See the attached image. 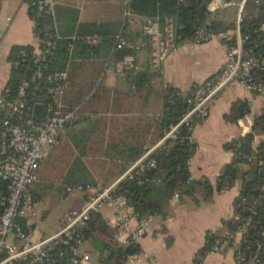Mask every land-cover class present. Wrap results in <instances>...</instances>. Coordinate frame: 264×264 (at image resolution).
Instances as JSON below:
<instances>
[{"label": "trees", "instance_id": "16d2710c", "mask_svg": "<svg viewBox=\"0 0 264 264\" xmlns=\"http://www.w3.org/2000/svg\"><path fill=\"white\" fill-rule=\"evenodd\" d=\"M34 1L37 0L27 1L28 14L40 28V21L34 19L32 12L31 3ZM210 1L130 0L126 8L134 15L157 18L161 22L171 18L178 40L184 41L202 28L216 33L233 29L232 24L212 20V15L207 11ZM262 2L257 15L242 19L240 28L242 33L250 36L246 47L254 51L264 68V0ZM90 8H95L98 12L96 17L101 18L92 20L77 8L54 6L61 39L50 60V69L53 72L69 69L63 102L68 109L77 108L83 119L68 125L55 154L50 152L45 156L40 166L39 180L31 191V196L37 202L46 194L43 191L48 186L55 188L52 190H56L58 199L63 200L67 196V188H85L99 181L104 184L116 181L162 138L170 125L180 120L186 110L184 97L189 94L173 87L163 91L159 110L144 111L145 105L135 108L134 99L143 95L149 82V75L144 71H137L134 79H131L135 84L132 94L97 83L108 59L120 60L130 51L114 50L118 36L126 40L127 26L123 25L121 19V7L110 4L85 7L86 13L90 12ZM94 35L101 39L97 48H88L81 41L71 40L74 36ZM20 50L31 51L32 48H14L11 62ZM18 74L12 71V79L7 85L13 92ZM258 78L264 80V71L258 73ZM249 113L246 101H236L225 119L236 122ZM256 137L262 138L257 145ZM194 149L193 143L168 144L155 156L156 168L148 174L155 183L141 186L135 180L125 179L118 184L116 194L123 196L142 216L161 215L176 195L192 196L199 190L204 200L210 201L213 194L228 191L239 181L240 191L232 203L233 217L224 222V234H235L245 227L246 232L235 246L236 264H264V109L254 119L248 134L225 145V149L232 154V160L224 167L214 185L207 179L190 181L188 162ZM224 234L207 233L194 262L202 263L217 241L232 244ZM85 236L100 255L106 254L102 261L104 264H123L127 257L139 253L138 247L116 243L100 214L91 216Z\"/></svg>", "mask_w": 264, "mask_h": 264}, {"label": "built area", "instance_id": "2783aa9c", "mask_svg": "<svg viewBox=\"0 0 264 264\" xmlns=\"http://www.w3.org/2000/svg\"><path fill=\"white\" fill-rule=\"evenodd\" d=\"M248 2L256 7L263 4L262 0H242L232 30L216 33L202 28L184 41L178 40L171 18L161 22L157 18L137 16L127 10L128 2L124 4L123 25L139 23L143 40L134 43L118 36L114 50L127 49L130 53L120 60L108 59L100 81L113 76L127 91L134 92L135 84L131 79L138 71L134 52L141 47L148 48L149 67L156 74H161L169 57L183 52L186 47L211 41L228 44L224 65L184 97L186 110L180 120L170 125L162 138L112 185L96 183L85 188H67L68 193L83 196L80 207L68 211L59 231L37 240L31 238L25 226L35 216L31 191L39 180L43 148L58 146L67 126L81 121L83 116L77 108L68 109L63 102L67 69L62 72L50 69V60L61 39L54 6L46 0L31 3L34 19L40 21V28L33 21L39 47L15 53L11 68L19 73L16 90L13 92L6 87L0 95V264H90L89 255L81 251L86 239L85 229L91 216L105 209L115 213L112 224L119 245L139 248V253L127 257L123 264H154L139 246L155 215L137 213L123 196L116 194L117 186L125 179L135 180L141 186L155 183L148 176L156 168L155 156L168 144H192L195 130L209 117L212 103L226 90L241 88L264 100V80L258 78L264 68L254 51L246 47L250 36L240 28L241 12ZM230 5L225 0H211L207 11L214 15ZM71 40L81 41L88 48L101 44L96 35L74 36ZM37 107H42L40 113L36 112ZM132 222H135L133 229ZM245 232L243 227L235 234L226 232L225 237L234 243L235 237L241 239ZM219 243L216 242L212 252L218 251Z\"/></svg>", "mask_w": 264, "mask_h": 264}, {"label": "crops", "instance_id": "0c3cea01", "mask_svg": "<svg viewBox=\"0 0 264 264\" xmlns=\"http://www.w3.org/2000/svg\"><path fill=\"white\" fill-rule=\"evenodd\" d=\"M27 1L0 0V95L12 79L10 60L12 50L17 47L32 49H38L39 47V42L34 36V23L28 14ZM46 1L53 6L65 5L77 8L80 13L89 16L88 18L92 20L101 17H96L98 12L95 8H90V12L86 13L85 7L110 4L121 7V19L123 20L124 4L130 0ZM241 1L238 3L230 2L229 7L235 9L232 17L224 15L227 7L223 11L212 15V20L234 25ZM254 7L259 8L255 5ZM256 15L257 13L241 18L247 20ZM262 29H264V26ZM125 38L129 42H141L143 37L141 36L140 24L134 23L127 26ZM227 48L228 44L220 41L186 47L183 52L169 57L164 62L161 74L151 71L147 47L136 50L134 54L138 72H146L149 75V82L143 95L134 99V107L141 106L142 108L145 105L144 111L147 112L159 110L162 105L160 96L167 87H173L182 93L190 94L196 85L204 82L222 69ZM141 51L145 52L144 58L139 56ZM100 78L97 83L106 88L117 89L128 94L134 93L127 91L113 76L103 78L102 81H100ZM236 101H246L249 104L250 113L236 122L228 121L225 117L230 115L232 105ZM263 109L264 100L241 88L226 90L219 96L211 105L209 117L197 127L193 134L195 149L188 163L190 181L207 179L214 185L224 167L232 160V154L225 149V145L248 134L254 119L261 114ZM261 139V137H256L255 144L257 145ZM239 191L240 182L238 181L230 190L213 194L210 201H205L199 190L192 196L182 195L178 197L176 195L169 202L163 214L154 216L153 222L147 227L145 236L139 246L140 251L148 255L154 264H196L194 258L196 253L203 247L206 234H224L223 224L233 217L232 203L238 196ZM82 197L81 195L80 202L78 200L73 201L71 209L80 207ZM99 214L105 226L112 231L113 239L118 243L112 224L115 213L112 210L105 209ZM130 226L133 229L135 222H132ZM35 227L34 219L28 226H25L31 238L37 240L45 237L34 232ZM54 232L56 233V231ZM239 241V236L235 237V242L232 244H229L228 241H221L218 244V251L209 253L200 264H236L235 246L239 244ZM92 250L97 252L93 248L91 240L85 239L81 251L89 255L90 264L92 260L90 252ZM105 257L106 254H99L101 262Z\"/></svg>", "mask_w": 264, "mask_h": 264}, {"label": "rangeland", "instance_id": "374dc122", "mask_svg": "<svg viewBox=\"0 0 264 264\" xmlns=\"http://www.w3.org/2000/svg\"><path fill=\"white\" fill-rule=\"evenodd\" d=\"M239 1L240 0H231L232 3H238ZM258 11L259 10L256 9L252 3L248 2L246 4L244 11L241 12V16L246 17L247 15H251V14L253 15L255 13H258ZM234 13H235V9L228 7L224 15L226 17H232ZM139 56L141 58H144L145 52L141 51L139 53ZM65 134H66V130L64 131L61 137L62 139L64 138ZM60 143H61V140H60ZM59 145L53 148H49V147L43 148V151H42L43 160L41 162V165L45 160L44 159L45 156H47L50 152L55 154L57 147H60ZM98 184H101L103 186H109L111 183L104 184L101 181H99ZM41 188L43 187L41 186ZM52 189H55V188H51L48 186V189L43 191V192H46V194L43 196V198L39 202L35 201L33 197L31 196L33 202L35 203L34 223L36 225L35 227L36 229L34 232H37L38 234L43 235L45 237L52 235L51 232L59 231L61 227L63 226L62 225L63 218L67 215L68 211L71 210L72 208L71 206H72L73 201L75 200H78L79 202L81 201L80 194L68 193L67 190H66L67 196L63 200H59L56 190H52ZM58 195H61V193ZM90 254L92 257L91 264H104L99 260V253L92 250Z\"/></svg>", "mask_w": 264, "mask_h": 264}, {"label": "water", "instance_id": "95a60500", "mask_svg": "<svg viewBox=\"0 0 264 264\" xmlns=\"http://www.w3.org/2000/svg\"><path fill=\"white\" fill-rule=\"evenodd\" d=\"M225 1H226L227 3H229L230 0H225ZM41 110H42V107H37V108H36V112H37V113H40Z\"/></svg>", "mask_w": 264, "mask_h": 264}]
</instances>
